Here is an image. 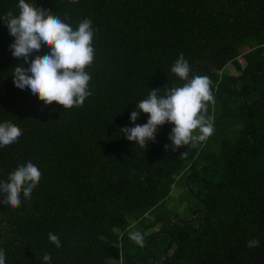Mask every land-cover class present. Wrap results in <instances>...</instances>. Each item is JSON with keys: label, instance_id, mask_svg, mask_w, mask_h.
Instances as JSON below:
<instances>
[{"label": "trees", "instance_id": "1", "mask_svg": "<svg viewBox=\"0 0 264 264\" xmlns=\"http://www.w3.org/2000/svg\"><path fill=\"white\" fill-rule=\"evenodd\" d=\"M27 2L74 30L90 19L95 58L82 107L45 106L15 86L14 68L29 63L13 57L15 38L0 18V123L22 130L18 143L0 147V180L29 161L42 173L19 208L0 203L6 264H44L45 253L50 264H264V0ZM17 5L0 0V17L18 15ZM49 51L43 46L30 59ZM180 53L189 78L212 82L214 134L173 152L165 146L174 125L166 123L141 148L120 130L135 126L131 113L152 89L185 83L171 72ZM230 64L236 75L223 71ZM148 118L141 113L135 123ZM182 179L190 205L166 213L163 203ZM194 214L204 217L195 230L196 221H186ZM134 231L144 234L143 247L130 240ZM252 239L260 243L249 249Z\"/></svg>", "mask_w": 264, "mask_h": 264}, {"label": "clouds", "instance_id": "2", "mask_svg": "<svg viewBox=\"0 0 264 264\" xmlns=\"http://www.w3.org/2000/svg\"><path fill=\"white\" fill-rule=\"evenodd\" d=\"M70 3H79V0H70ZM17 7L18 15L9 11L0 17L15 38L10 45L13 57L23 58L25 63H29L28 68L23 63L14 68L15 86L21 90L30 89L31 94L45 106L56 102L64 110L82 107L92 95L89 90L91 76L86 71L95 58L92 21L84 19L74 30L58 15L27 0H18ZM43 46L50 49L48 54L30 59ZM171 72L185 83L182 86H167L162 93L152 89L131 113L130 119L135 126L120 130L129 141L141 148H147L149 141L155 142L158 127L166 123L174 125L169 135L171 143L165 146L173 152L185 146L196 148L214 134V121L208 114L209 105L215 104L210 78L201 75L189 78L191 68L183 53L179 54ZM141 113L149 115L143 125L135 123ZM21 136L22 130L11 121L0 123V147L18 143ZM41 177L40 169L31 161L18 167L6 180H0V203L12 209L19 208L21 194L25 199H31ZM48 235L50 243L61 247L56 234ZM129 238L138 246H144L145 237L140 231L130 232ZM259 243V240L252 239L246 247L256 248ZM43 261L50 264V253L43 255ZM0 264H6L3 249H0Z\"/></svg>", "mask_w": 264, "mask_h": 264}, {"label": "rangeland", "instance_id": "3", "mask_svg": "<svg viewBox=\"0 0 264 264\" xmlns=\"http://www.w3.org/2000/svg\"><path fill=\"white\" fill-rule=\"evenodd\" d=\"M244 49V48H243ZM238 60L241 62L242 59L241 57L238 58ZM223 71H227V72H231L232 74L236 75V71L235 68L232 64L227 65ZM186 179L183 182V179L180 181L175 182L176 184L173 185L170 195L168 196V198L165 200V202L163 203V211H165L166 213L169 214H183L185 211L186 207H189L190 205V198L188 195L187 190L188 187L185 183ZM192 206H195V203H192ZM171 218H176L175 216H172ZM161 227L160 224H158L155 229H159ZM178 235L177 237L179 238H183L184 233L182 230L177 231ZM183 233V234H182ZM125 253L124 247H122L121 249V253L120 255L117 257L118 259H120L121 257H123Z\"/></svg>", "mask_w": 264, "mask_h": 264}, {"label": "flooded vegetation", "instance_id": "4", "mask_svg": "<svg viewBox=\"0 0 264 264\" xmlns=\"http://www.w3.org/2000/svg\"><path fill=\"white\" fill-rule=\"evenodd\" d=\"M198 210L201 211V212L204 211V210H202V208H198ZM201 218H202V220H203L204 217H200L199 219H201ZM199 219H198V215H197V219L195 220V221H196V225H195L194 227H189V228L195 230L196 227L198 226ZM201 222H202V221H201ZM175 225H176V226H179L178 229L185 228L184 224L175 223ZM200 225H201V223H200ZM199 227H200V226H199ZM155 230L157 231V229H155ZM159 230H161L162 232H166V233H167L166 230H163V229H161V228H159ZM166 249L168 250V247H167Z\"/></svg>", "mask_w": 264, "mask_h": 264}, {"label": "water", "instance_id": "5", "mask_svg": "<svg viewBox=\"0 0 264 264\" xmlns=\"http://www.w3.org/2000/svg\"><path fill=\"white\" fill-rule=\"evenodd\" d=\"M234 83H235V82H234ZM234 83H233V86H235ZM185 183H186L188 189L191 190V188H190V186H189V184H188V179H186ZM204 209H205V206L202 208V210H204ZM196 219H197V214H194L191 218L186 219V221H188V222H194ZM201 221H202V218L199 219L198 226L196 227V229L199 228Z\"/></svg>", "mask_w": 264, "mask_h": 264}]
</instances>
